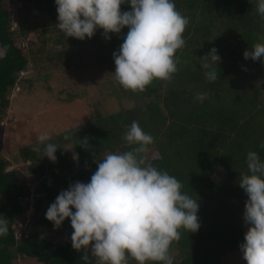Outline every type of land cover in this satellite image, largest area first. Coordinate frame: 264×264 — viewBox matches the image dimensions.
<instances>
[{
    "label": "trees",
    "instance_id": "obj_1",
    "mask_svg": "<svg viewBox=\"0 0 264 264\" xmlns=\"http://www.w3.org/2000/svg\"><path fill=\"white\" fill-rule=\"evenodd\" d=\"M4 1L0 0V126L9 109L8 94L30 61L28 52L17 45ZM32 5L46 14L45 25L58 23L55 0H33ZM175 5L189 23L183 33L186 46L177 50L179 70L171 81L154 79L144 91L123 87L135 105L108 115L95 112L85 125L51 139L62 147L57 149L56 161L34 151L36 145L24 147L20 156L27 162L26 172L44 182V198L54 202L69 184L89 181L97 159L108 152L131 150L135 145H129L123 134L133 120L138 121L154 137L147 162L175 175L200 198L201 225L197 229L180 226V235L170 243L172 264H221L225 251H242L239 245L247 231L226 215L230 206L245 205L247 194L238 183L240 173L248 171L247 153L257 151L264 159V97L260 87L264 62L243 56L255 43L264 42V19L256 11L255 0H175ZM130 9V4L121 5V11ZM127 31L125 27L118 34L122 41ZM211 38L221 53L214 58L216 78L205 76L199 60L208 54ZM64 42L73 40L62 33L57 43ZM201 89H206L204 97L196 99ZM66 134L69 140L64 139ZM67 144L79 154L82 169H71ZM9 167V161L0 157V215L9 220L8 233L0 237V264H11L15 256L43 264H105L89 251L86 255L83 249H74L71 241L56 244L35 234L16 237L15 227L24 215V198L29 191L20 183L16 170ZM39 204L35 205L37 210H41ZM46 211L38 220L42 227L72 228L68 219L55 228L46 219ZM128 264H136L133 257Z\"/></svg>",
    "mask_w": 264,
    "mask_h": 264
},
{
    "label": "clouds",
    "instance_id": "obj_2",
    "mask_svg": "<svg viewBox=\"0 0 264 264\" xmlns=\"http://www.w3.org/2000/svg\"><path fill=\"white\" fill-rule=\"evenodd\" d=\"M125 3L131 9L121 11ZM255 3L264 19V0ZM55 4V26L67 37L84 40L103 29L104 38L111 39L109 33L120 34L127 27L119 49L113 52L112 74L124 88L144 91L154 79L171 81L179 70L177 50L186 46L183 33L189 18L176 8L175 0H55ZM220 55L211 42L208 54L199 57L206 77H218L214 58ZM243 56L264 62V42L255 43ZM205 92L198 90L195 98L202 99ZM64 139L69 140V135ZM123 139L135 146L97 159L90 180L61 190L49 205L46 219L55 228L70 220L72 247L87 255L91 245V254L105 264H128L129 257L139 264H172L170 243L180 235V226L197 229L201 225L200 198L175 175L147 162L154 137L138 121L126 127ZM37 141L34 151L56 161L57 149L62 147L51 142L46 132ZM73 159L78 160L79 154L73 152ZM246 162L248 171L240 173L238 184L247 194L243 212L247 231L239 247L247 264H264V159L250 150ZM8 231L9 220L0 215V237Z\"/></svg>",
    "mask_w": 264,
    "mask_h": 264
},
{
    "label": "rangeland",
    "instance_id": "obj_3",
    "mask_svg": "<svg viewBox=\"0 0 264 264\" xmlns=\"http://www.w3.org/2000/svg\"><path fill=\"white\" fill-rule=\"evenodd\" d=\"M32 1L5 0L3 3L10 14L12 7L16 8L11 26L17 45L28 52L30 61L24 73L17 77L19 90L14 87L8 94L10 105L0 126V157L9 161L8 169L16 170L20 183L29 191L26 198L31 193L34 195V214H30L27 226H24V215L18 219L16 237L35 234L58 244L71 241L73 229L63 227L54 230L38 223L43 210H47L52 202L44 198V182L26 172L27 162L20 153L26 146L37 145V137L41 133L46 132L53 139L72 128L85 125L95 112L108 115L132 108L135 103L125 95L123 86L112 74L115 71L113 52L122 43L118 34L109 33L111 39H105L103 29H97L91 38L79 40L70 37L73 42L57 43L62 32L53 24H44L46 14H41L42 11L35 7L33 9ZM49 58L52 60L49 61ZM260 87L264 97V81H260ZM71 148L73 145L67 144L65 152L75 172L82 166L73 159L74 149ZM30 188L33 192H30ZM26 198L24 205H28L31 199ZM38 201L41 210L36 208ZM243 212L244 205L237 204L230 206L226 215L247 230ZM88 251L91 253V245ZM95 258L103 263L98 257ZM220 263L244 264L243 253L240 250L225 251ZM11 264L43 263L27 256H15Z\"/></svg>",
    "mask_w": 264,
    "mask_h": 264
},
{
    "label": "built area",
    "instance_id": "obj_4",
    "mask_svg": "<svg viewBox=\"0 0 264 264\" xmlns=\"http://www.w3.org/2000/svg\"><path fill=\"white\" fill-rule=\"evenodd\" d=\"M15 10H16V8L13 6L12 9H11V21L12 22H14V20H13L14 17L13 16H14ZM11 29H12V27H11ZM23 73L24 72L21 71L20 75H22ZM15 90H19V88L17 86V82H16V85H15ZM29 190H30V192H33L31 188ZM32 198H34L33 193L30 194L29 198H26L27 200L30 199L28 205H24V203H23V205L25 207L24 217H26L25 222H24V226H27V224L29 223V220H30V214H32V213L34 214V211H35V207H34V205L32 203Z\"/></svg>",
    "mask_w": 264,
    "mask_h": 264
},
{
    "label": "crops",
    "instance_id": "obj_5",
    "mask_svg": "<svg viewBox=\"0 0 264 264\" xmlns=\"http://www.w3.org/2000/svg\"><path fill=\"white\" fill-rule=\"evenodd\" d=\"M1 53H2V52H1ZM1 53H0V54H1Z\"/></svg>",
    "mask_w": 264,
    "mask_h": 264
}]
</instances>
